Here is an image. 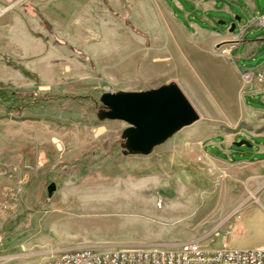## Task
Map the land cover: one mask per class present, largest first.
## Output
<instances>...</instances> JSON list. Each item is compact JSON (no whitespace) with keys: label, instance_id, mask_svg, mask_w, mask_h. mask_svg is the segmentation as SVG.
Listing matches in <instances>:
<instances>
[{"label":"rangeland","instance_id":"rangeland-1","mask_svg":"<svg viewBox=\"0 0 264 264\" xmlns=\"http://www.w3.org/2000/svg\"><path fill=\"white\" fill-rule=\"evenodd\" d=\"M194 1L4 0L12 8L0 18V36L12 41L0 43V264H42L49 249L89 245L202 238V248L219 249L223 237L249 249L264 244L256 216H264V156L245 146H233L232 159L207 149L261 134L244 108L257 104L241 97L225 64L241 32L242 41L264 37V28L249 25L264 17V0L217 3L204 16L221 40L187 35L193 49L182 54L174 18L213 6ZM252 49L237 61L240 70L264 61V46ZM181 60L192 66L178 67ZM170 83L199 120L148 155H124L129 125L102 119L100 97ZM249 142L264 146L262 138Z\"/></svg>","mask_w":264,"mask_h":264},{"label":"built area","instance_id":"built-area-1","mask_svg":"<svg viewBox=\"0 0 264 264\" xmlns=\"http://www.w3.org/2000/svg\"><path fill=\"white\" fill-rule=\"evenodd\" d=\"M11 8V4L5 6L4 0H0V18ZM249 25L264 28V17L252 18ZM241 81L245 87L255 83L264 88V61L257 68L244 70ZM202 241V238H192L182 243L131 245L113 249H101V245L55 248L43 252L42 257L51 259V264H264V248L207 249L201 247Z\"/></svg>","mask_w":264,"mask_h":264},{"label":"water","instance_id":"water-1","mask_svg":"<svg viewBox=\"0 0 264 264\" xmlns=\"http://www.w3.org/2000/svg\"><path fill=\"white\" fill-rule=\"evenodd\" d=\"M239 21L236 17L228 29L229 33L234 32ZM100 103L106 109L102 112V119L129 125L122 134L124 155H148L176 132L199 120L196 111L174 83L145 92L103 94ZM233 146L251 147V144L241 140L234 142ZM54 191L55 185L51 184L47 195L50 197Z\"/></svg>","mask_w":264,"mask_h":264},{"label":"crops","instance_id":"crops-1","mask_svg":"<svg viewBox=\"0 0 264 264\" xmlns=\"http://www.w3.org/2000/svg\"><path fill=\"white\" fill-rule=\"evenodd\" d=\"M186 1V0H185ZM199 1V0H197ZM197 1H194L193 4L195 5V7H197V9H201L199 4H196ZM223 1H229L234 3V0H212L213 2V6L209 9H201V13L197 14V15H193L192 18L189 16V14L184 13L183 12V20L179 21L176 18H173L177 21V23L180 25V32L182 33V42H181V48H182V54L185 53L186 50H192L193 46L189 45L188 47L185 45V39L189 38L187 35L190 34H195V35H207L209 36V38L213 41L215 40H221V36H222V32H218L217 29L214 27L215 26V22L213 20H208L204 15L211 9L217 8V3L219 2H223ZM176 3V2H175ZM176 5L178 7L179 4L176 3ZM224 7V5H222V8ZM203 22V23H207L210 24L211 27L207 28H203L201 27L199 24ZM2 25H0V34L2 32H4V30L2 29ZM244 31L243 33L241 32V34H239V36L237 37V39H232L231 42H236L232 45H227V48H230V52H229V56H231V59H228V61H226L227 63L225 64L227 68H229L231 70V72H233L236 81H238L240 88H241V97L243 95L248 96V98L250 99V101H252L253 103H256L257 106H245L244 104V108L246 110L247 113L252 114L257 116L258 118L254 121V123H252L253 125H257L258 127L261 128V134L258 135H250V136H245V140H247L249 142L250 139H256V138H262L264 139V88L259 85V84H251L249 86H243L242 82H241V74L244 70L246 69H242L240 70L237 66V61H239L241 58H249L251 55H253L254 49H252V46H264V37L259 36L256 40L253 41H242V37H243ZM12 41V38L7 37V36H0V43H2L3 41ZM230 42V41H229ZM206 44V43H205ZM202 43V48L203 49H208V45ZM244 47V52L240 55L234 56V52L237 49H241ZM196 49H201V47H197ZM189 52V51H188ZM197 58V57H196ZM186 60V58H184ZM185 60H181L182 62H180L178 64V67H181L182 69H185L186 65H191L190 61H188L187 63L185 62ZM196 62V61H195ZM198 63V62H196ZM192 66V65H191ZM187 70V69H186ZM184 80V79H183ZM257 122V123H256ZM250 143V142H249ZM232 146L227 147L226 149H222L219 145V143L216 142H211L209 144V147L207 149H211L212 151H215L216 153H218V155H226L228 154L230 156V158H233V155L235 154L234 151H232ZM253 145L251 144L252 150L250 151L251 154L253 155H257V156H264V146L257 144V146L253 149ZM244 154V153H243ZM264 159V157L262 158ZM260 159V160H262ZM260 160H256V161H260ZM243 161V160H240ZM248 162V161H247ZM251 162V161H249ZM257 213V217L258 219H260L262 222H264V216L260 213V212H256ZM203 242V241H202ZM159 243H168V242H153V243H149V244H159ZM244 242L243 240H238L235 237H232L230 239H227L226 237L221 238L218 241V245L217 247L219 248H230V249H249L247 247L244 246ZM256 248H264V244L259 245V246H254L251 249H256Z\"/></svg>","mask_w":264,"mask_h":264},{"label":"bare ground","instance_id":"bare-ground-1","mask_svg":"<svg viewBox=\"0 0 264 264\" xmlns=\"http://www.w3.org/2000/svg\"><path fill=\"white\" fill-rule=\"evenodd\" d=\"M42 264H51V259H48L47 261H45L44 263Z\"/></svg>","mask_w":264,"mask_h":264}]
</instances>
